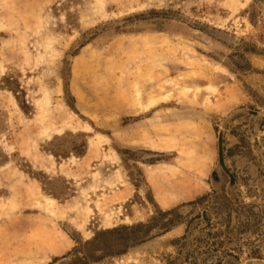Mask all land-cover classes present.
Returning <instances> with one entry per match:
<instances>
[{
    "label": "rangeland",
    "instance_id": "374dc122",
    "mask_svg": "<svg viewBox=\"0 0 264 264\" xmlns=\"http://www.w3.org/2000/svg\"><path fill=\"white\" fill-rule=\"evenodd\" d=\"M0 264H264V0H0Z\"/></svg>",
    "mask_w": 264,
    "mask_h": 264
},
{
    "label": "trees",
    "instance_id": "16d2710c",
    "mask_svg": "<svg viewBox=\"0 0 264 264\" xmlns=\"http://www.w3.org/2000/svg\"><path fill=\"white\" fill-rule=\"evenodd\" d=\"M162 212H163V214H166V213H169L170 210L162 211ZM146 226H147V228L144 229L143 231H141V229L143 227H146ZM163 226H165V225H163ZM153 227H154L153 223H140V224L134 225L132 227H129L130 231H133V233L130 234V235H127L121 241H119L117 243V245H115L118 248L117 249L118 253L123 251V250H125L130 245H134V244H136V243H138L140 241H144L145 239L150 237L153 234ZM165 227L166 228L169 227V224L168 225L166 224ZM126 228H128V227H126ZM121 229H123V228L119 227V228H115V229H110V230L102 232L100 235H103V234L107 235V233H115V232H117L118 230H121Z\"/></svg>",
    "mask_w": 264,
    "mask_h": 264
},
{
    "label": "bare ground",
    "instance_id": "6f19581e",
    "mask_svg": "<svg viewBox=\"0 0 264 264\" xmlns=\"http://www.w3.org/2000/svg\"><path fill=\"white\" fill-rule=\"evenodd\" d=\"M163 203L168 204L169 200H164ZM54 243L56 244V247H55L56 251H62L67 246L64 243H61V241H58L57 239H55Z\"/></svg>",
    "mask_w": 264,
    "mask_h": 264
}]
</instances>
